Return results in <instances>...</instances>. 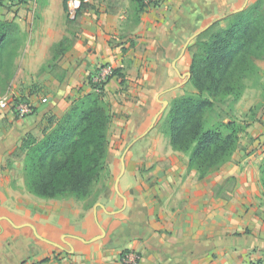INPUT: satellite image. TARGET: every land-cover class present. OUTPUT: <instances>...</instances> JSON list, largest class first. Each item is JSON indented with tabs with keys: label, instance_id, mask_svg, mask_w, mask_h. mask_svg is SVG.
Here are the masks:
<instances>
[{
	"label": "crops",
	"instance_id": "1",
	"mask_svg": "<svg viewBox=\"0 0 264 264\" xmlns=\"http://www.w3.org/2000/svg\"><path fill=\"white\" fill-rule=\"evenodd\" d=\"M216 2L202 16L217 10ZM98 3L102 6L101 0ZM210 3L164 0L147 6L129 35L133 43L120 46L135 57V64L140 57L148 58V69L161 82L168 60L176 72L181 69L182 60L178 58L191 38L199 5L204 4L205 9ZM29 9L31 3L0 0V19L13 20L22 29L30 21ZM60 10L64 11L62 3ZM46 17L39 23L46 24ZM121 17L117 11L91 10L78 20L76 44L66 52L68 61L63 64L64 68L73 64L74 70L60 88L63 93L52 98L53 114L61 116L74 100L92 90L88 78L100 64L122 56L120 46L111 39ZM50 24L61 26L53 19ZM57 39V34L50 38ZM52 78L50 90L58 84ZM142 81L149 88L150 76ZM113 83L109 80L106 89ZM38 105L34 114L22 119L0 112V126L5 122L28 125L21 132L24 136L44 121L47 110ZM10 131H6L8 139L0 144V264H125L129 253L138 255V264L264 263V178L260 176L264 174V107L255 127L249 130V139L220 168L216 180L209 175L198 179L194 172L188 173L187 161L161 164L166 156L159 151L153 153L154 148L137 157L132 153L133 141L120 189L87 209L57 199H50V207L43 209L32 201L33 194L11 187L10 166L3 165L15 144L9 141ZM152 165L148 175L139 173ZM228 176L236 179L233 192L226 197L214 196V185ZM21 177L19 174L18 185Z\"/></svg>",
	"mask_w": 264,
	"mask_h": 264
},
{
	"label": "trees",
	"instance_id": "2",
	"mask_svg": "<svg viewBox=\"0 0 264 264\" xmlns=\"http://www.w3.org/2000/svg\"><path fill=\"white\" fill-rule=\"evenodd\" d=\"M135 1L140 12L147 7L143 0ZM62 4L67 12V0ZM206 31H211L207 39H196L188 48L195 92L174 98L163 119L172 149L188 155L187 169L198 179L219 170L239 147L244 127L231 112L247 88L246 81L259 78V63L264 62V0H252ZM21 43L20 26L0 19V71L11 64ZM115 74L112 71L100 82L90 77V92L74 100L61 116L46 113L41 135L27 133L11 153L22 164L29 193L43 199L90 197L105 170L111 113L103 91ZM235 183L234 176L216 183L214 196L226 197Z\"/></svg>",
	"mask_w": 264,
	"mask_h": 264
},
{
	"label": "rangeland",
	"instance_id": "3",
	"mask_svg": "<svg viewBox=\"0 0 264 264\" xmlns=\"http://www.w3.org/2000/svg\"><path fill=\"white\" fill-rule=\"evenodd\" d=\"M62 1L29 0L28 3H31V9H29L30 21L21 29V46L11 64L5 66L0 71V95L8 91L14 94L28 95L33 100L32 102L35 108L39 104V109L46 108L49 115L51 112V101H53L52 98L57 94L60 95L63 93V90L60 88L65 86L66 79H68L74 70L73 64L66 68L63 67V64H67L68 61V57L65 56L66 52L76 44L78 33L80 32L78 20L87 11L91 10L95 11V13L107 12L110 14L117 11L119 16L122 17L118 19L119 24L115 27L117 32L113 34L115 37L111 39H113L112 43L114 45L120 46L123 43H133V39L129 35L133 34L134 27L138 24L140 15L144 11L140 12L139 4L135 0H101L102 6L98 3V0H90V3L84 7L85 9L83 8V12L77 13L76 20L71 22L68 13L60 10ZM162 1L164 0H151V5H157ZM246 1L214 0L213 2V0H210L211 3L205 9L204 4H200L199 12H196V19L190 29L188 39L191 38L187 43L184 53L178 58V60H182L181 69H178L175 65L178 69V72H176L171 66V61L168 60L166 73L161 74L160 77L161 82H158L156 76H154V71L148 69V58L140 57L138 58V63L135 64V57L128 54L122 46L119 47L120 53H122L120 58L113 62L102 63L96 70L92 71L91 77L95 82L98 81V77L102 79L101 71L103 72L105 69L110 68L111 71L117 72L111 78L116 83L111 84L109 89L108 87L106 89L107 82L103 91L105 99L110 104L111 113V122L107 134L109 146L105 160V170L92 187L89 198L82 200L66 197L59 198L57 201H67L79 208L87 209L101 198L108 199L115 190L120 189V179L124 171L122 160L125 163L124 166H126V160L131 155L132 149V153L134 152L139 157L142 156V154L140 155L142 151L154 148L153 153L159 151L161 155L166 156V159L160 162L161 164L188 161L187 154L172 149L169 138L164 132L163 119L174 98L195 92L190 77L188 76L192 57L191 52L188 50L189 45L196 39H207L211 31L207 32L206 30L211 26L209 24L214 19L241 9ZM251 1L248 0L246 5ZM215 2L219 6L218 9L215 11L211 10L206 16H202L203 12L207 13L208 8L214 5ZM43 12L46 13L43 14ZM44 16H48L46 17L47 21H45L46 24H40V21H44ZM50 19L61 22V26L59 27L57 25V28H55L50 24ZM221 24L224 26L225 23L223 22ZM58 27L61 28L60 31ZM201 29L203 31H200ZM197 32L199 33L197 34ZM56 34L58 39L56 41L50 40ZM259 66L261 69L259 78L255 80L256 77H253L246 81L247 88L231 112L232 118L240 122L242 127H244L240 132L239 147L242 146L245 140L249 139V130L255 127L257 116L264 107V62H260ZM6 69L8 70L6 71ZM68 70L70 71L69 74ZM9 74L10 77H8ZM50 76L53 77L52 79H57L56 81L58 83L51 90ZM149 76L151 83L148 84L149 88H146L142 80L147 79ZM78 93L79 95L83 94ZM46 124V118H44V121L36 123V126L31 128L28 133L40 136ZM12 126L15 130L10 131ZM26 129H28V125H24L23 127L22 125L14 126L12 123L8 124L5 122L0 126V144L5 138L8 139L6 131H10L9 136L11 137H9V141L15 143H13V152L26 135L23 136L21 133ZM130 144H133V147ZM129 145L130 147L126 149ZM142 146H146L145 150L141 148ZM10 155L5 157L3 165L5 167L10 166L8 169L10 170L9 175L13 179L11 187L14 189L17 188L16 192L19 189H25L28 192L23 184V177H21V185L17 184L19 174H22V164L19 159L12 158ZM13 164L14 166H12ZM153 168L154 165L147 169L139 170V173L148 175ZM186 171L188 173L194 172L195 176H197L195 171H190L187 168ZM219 171L220 169L217 172L211 173L209 176L213 180H216L217 177H220ZM260 176L264 178V174ZM32 201L40 204L43 209L50 207V199L38 198L32 195ZM25 264L29 263L26 262Z\"/></svg>",
	"mask_w": 264,
	"mask_h": 264
},
{
	"label": "built area",
	"instance_id": "4",
	"mask_svg": "<svg viewBox=\"0 0 264 264\" xmlns=\"http://www.w3.org/2000/svg\"><path fill=\"white\" fill-rule=\"evenodd\" d=\"M16 3H28L29 0H14ZM146 6L151 5V0H143ZM90 0H69L67 2V13L70 18H75L79 10H83L82 7L84 5H88ZM110 68L105 69L103 72L101 71V76L98 77V81H104L112 71L110 72ZM109 75L106 76V74ZM106 77V78H104ZM31 98L28 95H19L11 92H5L0 95V112H4V114L11 115L16 119L26 118L35 112V105L32 102ZM125 264H138V255L134 253H129L124 258Z\"/></svg>",
	"mask_w": 264,
	"mask_h": 264
},
{
	"label": "water",
	"instance_id": "5",
	"mask_svg": "<svg viewBox=\"0 0 264 264\" xmlns=\"http://www.w3.org/2000/svg\"><path fill=\"white\" fill-rule=\"evenodd\" d=\"M247 1H248V0H247ZM247 1H246V2H247ZM246 2L243 4V6H242L241 9H243V8L246 6ZM241 9H239V10H235V11H233V12H230V13H228V14L222 16V17L216 18V19L213 20L209 25H212V24H214L215 22H218V21L222 20L223 18L227 17L228 15L240 11ZM209 25H208V26H209ZM205 28H206V27H205ZM200 31H203V29L200 30ZM200 31H199V32H200ZM199 32H197V34H198ZM188 76L190 77V72L188 73ZM128 148H129V146H128L126 149H128ZM122 163H123V168H124V161H123V160H122Z\"/></svg>",
	"mask_w": 264,
	"mask_h": 264
}]
</instances>
